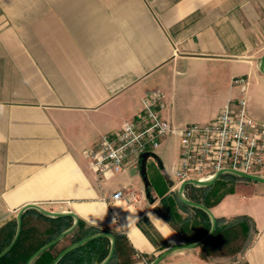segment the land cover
Listing matches in <instances>:
<instances>
[{"label": "crops", "instance_id": "1", "mask_svg": "<svg viewBox=\"0 0 264 264\" xmlns=\"http://www.w3.org/2000/svg\"><path fill=\"white\" fill-rule=\"evenodd\" d=\"M263 55L264 0H0V228L33 203L123 236L120 264H148L181 244L155 199L180 186L175 134L155 152L162 164L147 160L149 188L141 158L99 176L87 151L154 92L178 127L208 123L243 96L264 123ZM118 190L138 200H114ZM221 198L216 218L252 224L239 254L264 264V183L238 180ZM195 249L164 261L200 262Z\"/></svg>", "mask_w": 264, "mask_h": 264}, {"label": "built area", "instance_id": "2", "mask_svg": "<svg viewBox=\"0 0 264 264\" xmlns=\"http://www.w3.org/2000/svg\"><path fill=\"white\" fill-rule=\"evenodd\" d=\"M234 84L245 88L239 76ZM165 94L154 92L143 99L142 108L121 130L106 134L87 151L99 176L122 172L137 166L142 154L157 152L166 137L175 134L179 140V166L174 174L175 186L191 180H209L218 172L236 170L264 176V123L249 112L245 96L229 100L220 113L208 123L175 126L162 115ZM114 200L132 204L138 200L135 191L118 190ZM160 264H176L163 261ZM190 264H247L240 254L213 262Z\"/></svg>", "mask_w": 264, "mask_h": 264}, {"label": "trees", "instance_id": "3", "mask_svg": "<svg viewBox=\"0 0 264 264\" xmlns=\"http://www.w3.org/2000/svg\"><path fill=\"white\" fill-rule=\"evenodd\" d=\"M224 178L242 179L232 174H225L217 180L215 185ZM187 189L189 199L203 203L208 208L217 204L225 194L224 193L219 198H209L207 194L210 192V189H212V186L198 187L190 185ZM160 197L161 198L155 199H160V202L166 207L168 214L159 207L158 211L177 232L182 241L185 243H192L208 233L211 228V218L205 211L188 206L182 203L179 198H176L174 201L178 203L183 210L194 213L190 218H181L172 208V205L176 204L172 198H165L164 193H161ZM172 201L173 203H171ZM240 219L244 218H234L232 220L217 218V229L215 233L200 247L204 248L213 241L219 239L237 240L240 239V235H246V237H248L252 224L248 221L247 223L251 226L249 227L246 220ZM73 224L74 218L70 216L51 218L45 216L37 209L27 210L23 216L21 233L16 243L12 249L0 259V264H26L36 250L53 240L61 232L69 229ZM197 227H200V230L197 234H194V230ZM97 232H101V230L93 226H88L84 221L79 220L78 226L73 232L64 236L57 244L45 250L31 264H52L57 255L68 245ZM15 233L16 220H12L0 228V253L11 243ZM124 240L123 236H116V250L109 264H120L118 259L122 251ZM110 246V239L105 237L97 238L70 252L58 264H100L108 255ZM151 261L153 260H150V262ZM125 263L129 264L130 262Z\"/></svg>", "mask_w": 264, "mask_h": 264}, {"label": "water", "instance_id": "4", "mask_svg": "<svg viewBox=\"0 0 264 264\" xmlns=\"http://www.w3.org/2000/svg\"><path fill=\"white\" fill-rule=\"evenodd\" d=\"M259 66H260L261 71L264 73V55L259 59ZM150 157L156 158L158 160V162L160 164H162L156 153L146 152V153L142 154V156H141V173L143 175V178H144V181H145L147 188H149V186H150V180H149L148 171H147V160ZM225 174H232V175L238 176V177L245 179V180L264 183V176L248 174V173H244V172H240V171H236V170L220 171L213 178H211L209 180L191 179V180H188V181L181 183L179 186V190H178V198L180 199V201L182 203H184L188 206H191L194 208H199V209L205 211L211 218V228L205 236H203L202 238H200L199 240H197L195 242L176 244V245L171 246L170 248L164 250L149 264H160L166 258H168L169 256H171L173 254H176L179 252H185V251H189V250H193L195 248H198L215 233V231L217 229V218L214 215V213L212 212V210L210 208H208L207 206H205L203 203L195 202V201H192L191 199H189L185 195V189L190 185L198 186V187L212 186L213 184H215L217 182V180H219ZM150 195H151V193H150V191H148V196H150ZM29 209H37L38 211H40L45 216H48L51 218H61V217H65V216H70V217L74 218V224L69 229L61 232L53 240L44 244L38 250H36L31 255V257L28 259L26 264H31L45 250H47L48 248L57 244L64 236L73 232L79 223L78 215L73 213V212H54V211H50V210L44 208L43 206H41L39 204H33V203L25 204L19 210L17 218H16V233L14 235V238L11 241V243L0 253V259L3 258L12 249V247L16 243V241H17V239L21 233L23 216H24L25 212ZM102 237L110 239L111 246H110L108 255L100 264H109L112 261L114 254H115L116 237L113 233L106 232V231L94 233L90 236H87V237L81 239L80 241H77V242H74V243L68 245L65 249H63L57 255V257L54 259L52 264H58L70 252L84 246L85 244H87L88 242H90L92 240H95L97 238H102Z\"/></svg>", "mask_w": 264, "mask_h": 264}, {"label": "rangeland", "instance_id": "5", "mask_svg": "<svg viewBox=\"0 0 264 264\" xmlns=\"http://www.w3.org/2000/svg\"><path fill=\"white\" fill-rule=\"evenodd\" d=\"M238 180H244V179H235V178L221 179V181H219L215 185V187L211 189V191L207 194V196L209 198H219L224 193L230 191V189L233 188V186L236 184ZM169 189H167L166 190L167 192H165L167 193L165 198H172V200L174 201V199L178 198L179 187H176L175 191H170ZM211 194H214V195H211ZM173 201L171 203H173ZM158 207L162 211L168 214V211L166 207L163 205V203L159 202ZM172 208L173 210H175L177 215L181 218H188V217L190 218L194 214L193 212H188V211L183 210L178 203L172 205ZM247 222L248 221H246V223ZM247 224L249 227L252 226V225L250 226L249 223ZM199 230H200V227H197L194 230V234H197ZM250 236H251V230L248 233V237H246V235L245 236L240 235V239H237V240H232V239L231 240H225V239L215 240L204 248L198 247L193 252L196 257V260L202 261V262H213L215 260L231 258V257L237 256L244 249L245 245L249 241L248 239L250 238ZM181 243H185V242L181 241Z\"/></svg>", "mask_w": 264, "mask_h": 264}]
</instances>
